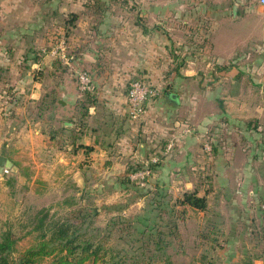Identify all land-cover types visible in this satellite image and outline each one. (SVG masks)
Listing matches in <instances>:
<instances>
[{"label": "crops", "instance_id": "crops-1", "mask_svg": "<svg viewBox=\"0 0 264 264\" xmlns=\"http://www.w3.org/2000/svg\"><path fill=\"white\" fill-rule=\"evenodd\" d=\"M123 1L0 0L3 85L16 70L15 82L2 95L5 104L0 124L5 127L18 115L25 94L23 81L31 76L23 69L25 61L32 60L38 69L48 62L50 75L57 79L46 90L42 72L34 73V96L49 92L45 108L60 105L62 113L81 108L78 119L73 116L61 121L63 132L50 136L48 151H118L119 162L111 165L115 170L108 178L110 187H118L125 184L120 178L127 174L128 163L141 160L137 158L141 151H165L172 143L169 155H163L166 161L153 168L149 186L171 190L179 184L181 171L188 185L194 179L192 170L203 151L202 136L207 128L223 116L226 121L236 116L218 106L217 80L212 85L209 79L221 74L237 80L243 75V57L239 60L235 55L252 37L259 42L264 29L261 25V31L249 37L248 32L242 33L246 36L237 52L233 42L229 43L230 29L253 11L243 0ZM82 69L91 75L92 101L76 84L77 71ZM135 78L154 88L155 93L147 99L144 111L132 117L127 91ZM203 101L211 105L201 111ZM42 131L39 127V134ZM6 134L2 133V139L7 144ZM174 170L180 175L171 182L168 174ZM78 177L83 191V177Z\"/></svg>", "mask_w": 264, "mask_h": 264}, {"label": "rangeland", "instance_id": "rangeland-1", "mask_svg": "<svg viewBox=\"0 0 264 264\" xmlns=\"http://www.w3.org/2000/svg\"><path fill=\"white\" fill-rule=\"evenodd\" d=\"M245 3L253 11L230 29L229 43L233 42L237 52L246 36L242 33L248 32L249 37L260 32L261 25L264 29V5L256 0H243ZM252 38L235 55L239 60L243 57V75H238L237 80L232 75L221 74L209 79L211 84L217 80L218 106L239 117L230 116L226 121L223 116L207 128L202 136L203 151L192 170L194 179L186 185L183 172L178 178L180 173L174 170L168 179L172 182L178 178L179 184L171 186V190L162 187L159 191L149 186L154 171L152 163L166 161L163 155L171 151H141L142 156L137 157L141 159L137 162L140 166L136 165V159L128 163L130 180L123 174L120 179L125 184L118 187H110L108 179L115 170L112 166L119 162L118 151H48L51 129L57 125V130L63 132L61 121L73 116L78 119L81 108L69 113H62L60 105L45 108L51 95L43 91L42 95L34 96L32 75L42 72V87L46 90L57 78L50 75L48 62L38 69L33 67L32 60L25 61L23 69L31 76L23 81L25 94L18 115L11 117L5 127L0 124V154L13 161L0 174V232L10 228L16 235L24 234L45 211L47 222L82 211L89 212L88 219L92 221L87 234H95V239L113 251L125 250L128 260L137 264H166L165 259L175 264H233L243 257L261 264L264 261V33L259 42ZM48 48L47 44L45 50ZM15 80L16 70L10 72L7 85L2 84L0 77V114L5 104L2 95ZM210 105L203 101L201 111ZM244 118L256 119V130H244V125L238 122ZM39 127L43 134H39ZM242 132L248 136H241ZM2 133H7V144ZM212 142L217 143L218 151L211 150ZM154 156L157 161L152 160ZM107 164L109 168H105ZM145 169L149 170L148 174L141 176ZM79 174L83 177V191L78 184ZM131 174L137 176L131 178ZM194 190L205 195V209L178 202L185 191ZM151 198L158 200L150 203ZM139 215L150 216L153 229L160 230V234L138 233ZM112 221L116 223L111 224ZM35 233L36 230L26 233L18 244L26 245Z\"/></svg>", "mask_w": 264, "mask_h": 264}, {"label": "trees", "instance_id": "trees-1", "mask_svg": "<svg viewBox=\"0 0 264 264\" xmlns=\"http://www.w3.org/2000/svg\"><path fill=\"white\" fill-rule=\"evenodd\" d=\"M81 92L85 94V97L89 99V101H92L90 89L81 90ZM78 104L82 106L83 103L79 102ZM238 122L244 125V130L247 132L248 130H256V119L244 118L239 119ZM49 126L51 127V124H49ZM55 132H58V130L51 129L50 136ZM240 135L248 136L245 135L244 132ZM211 147L212 151L219 150L216 142H212ZM137 162L136 165L140 166ZM159 162L152 163L151 167H155ZM129 170L130 168L128 167L126 175L128 181L130 180L128 177ZM156 200L158 199L151 198L150 203ZM178 202L201 210L205 209L207 206L205 195H199L195 190L185 191L183 196L178 198ZM81 210L82 209H79V211ZM95 213H97V211L93 212V214ZM47 215L48 213L45 211L38 216V218L33 220L34 223L32 228L26 233H31V231L33 232L34 230H36L37 233H35L33 238L27 241L26 245L18 244V240L26 233L16 235L10 228L0 232V264H137L133 260H128V255L125 250L113 251L104 246L100 239H95V234H87V230H90L88 228L91 226L89 223H92V221L88 219L90 215L89 212L81 211L78 213L73 211L69 216L54 219L49 222L46 221ZM136 219L138 223L141 224L137 227L138 233H150V235H153L157 231L158 235L160 234V230L153 229L154 224L150 216L139 215ZM115 223L116 222L112 221L111 224ZM93 228L95 229L96 226ZM139 238L140 237H138V239ZM156 243H158V241H156ZM243 259L244 257L241 261L233 264H257L251 259ZM165 262L166 264H175L169 259H165ZM201 264L214 263L205 262ZM261 264H264V261Z\"/></svg>", "mask_w": 264, "mask_h": 264}, {"label": "built area", "instance_id": "built-area-1", "mask_svg": "<svg viewBox=\"0 0 264 264\" xmlns=\"http://www.w3.org/2000/svg\"><path fill=\"white\" fill-rule=\"evenodd\" d=\"M256 1L264 5V0ZM77 82L80 90L92 89L93 87L91 75L88 73V71L83 69L77 71ZM154 93L155 89L150 87L148 84H146L143 80L139 78L133 79L130 82L127 92V101L129 105V112L132 117H137L144 111L147 99L150 98ZM171 145L172 143H169L166 146L167 149L165 151H168ZM152 160L157 161V156L152 157ZM148 172V169L141 171V176H144V174H148ZM136 176V174H131V178H134Z\"/></svg>", "mask_w": 264, "mask_h": 264}, {"label": "water", "instance_id": "water-1", "mask_svg": "<svg viewBox=\"0 0 264 264\" xmlns=\"http://www.w3.org/2000/svg\"><path fill=\"white\" fill-rule=\"evenodd\" d=\"M236 4H234V8ZM66 125V124H65ZM13 165V161L7 156L0 154V174L3 172L5 168H9Z\"/></svg>", "mask_w": 264, "mask_h": 264}]
</instances>
